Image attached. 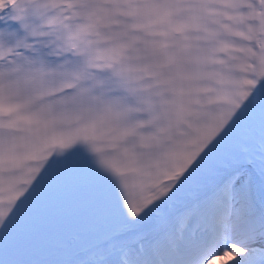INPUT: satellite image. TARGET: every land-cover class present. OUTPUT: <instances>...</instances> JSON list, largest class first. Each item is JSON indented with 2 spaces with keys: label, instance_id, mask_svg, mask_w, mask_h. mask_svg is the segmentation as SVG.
<instances>
[{
  "label": "snow or ice",
  "instance_id": "6c2138e0",
  "mask_svg": "<svg viewBox=\"0 0 264 264\" xmlns=\"http://www.w3.org/2000/svg\"><path fill=\"white\" fill-rule=\"evenodd\" d=\"M0 264H264V0H0Z\"/></svg>",
  "mask_w": 264,
  "mask_h": 264
}]
</instances>
